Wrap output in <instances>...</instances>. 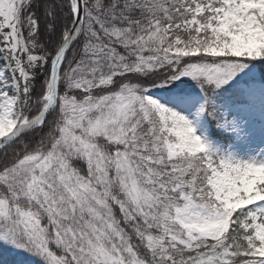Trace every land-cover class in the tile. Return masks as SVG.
<instances>
[{"label": "snow or ice", "instance_id": "1", "mask_svg": "<svg viewBox=\"0 0 264 264\" xmlns=\"http://www.w3.org/2000/svg\"><path fill=\"white\" fill-rule=\"evenodd\" d=\"M0 264H264V0H0Z\"/></svg>", "mask_w": 264, "mask_h": 264}]
</instances>
